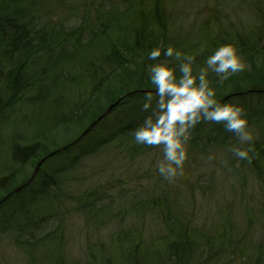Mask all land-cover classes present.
<instances>
[{
	"label": "trees",
	"instance_id": "1",
	"mask_svg": "<svg viewBox=\"0 0 264 264\" xmlns=\"http://www.w3.org/2000/svg\"><path fill=\"white\" fill-rule=\"evenodd\" d=\"M50 1L0 0V140L8 142L10 151L0 168V200L11 192L0 201V236L23 253L24 264H264V241L255 240L254 226L240 227L223 211L214 226L204 227L192 213L186 216L181 201L168 197L157 181L143 200L132 201L135 211L143 207L136 211V224L112 234L108 244L88 240L82 260L66 258L67 216L82 215L96 230L111 216L112 202L101 201L105 194L97 190L69 194L67 175L81 159L109 149L133 161L162 147L138 144L133 136L151 111L142 109L145 92H154L148 67L171 59L178 68L181 62L163 53L150 60L148 53L158 46L195 55L194 71L206 67V57L220 45L236 46L245 69L225 80L214 72L208 78L221 103L243 107L253 140L239 142L223 122L201 121L191 130L187 147L201 155L220 150L224 164L236 166V175L244 169L252 174L264 197V45L238 34L236 39H172L165 0H70L82 12L72 26L46 18L41 5ZM75 59L73 66L63 65ZM71 69H82L88 84L74 99L63 89L78 77ZM29 110L38 122L47 115L50 127L38 131L26 116ZM19 120L30 126V134L14 133ZM57 130L67 132L61 141L48 135ZM249 144L250 160L229 150ZM55 150L26 183L37 162ZM254 211L264 217V201ZM247 219L252 223V217Z\"/></svg>",
	"mask_w": 264,
	"mask_h": 264
},
{
	"label": "rangeland",
	"instance_id": "2",
	"mask_svg": "<svg viewBox=\"0 0 264 264\" xmlns=\"http://www.w3.org/2000/svg\"><path fill=\"white\" fill-rule=\"evenodd\" d=\"M71 1L74 4V0ZM71 1L52 0L49 3L42 2L41 7L50 21H66L68 26H72L80 22L82 12L74 10ZM246 1L245 3L243 0H165V14L170 17L167 20L169 37L236 39L238 34L243 39H260V43L264 45V0ZM76 63L77 59L72 60L71 64L65 61L63 65L69 67ZM71 71L73 76L78 75L75 83L64 86L60 82V87L63 85L68 96L74 99L76 92L82 91L88 84L82 69ZM35 113L29 110L26 116L39 128L38 131H45L50 127L52 120L46 118V115L38 122ZM58 114L60 112L53 116ZM31 132L30 126H25L24 122L19 120L14 133ZM66 133L57 130L48 135L56 141H61ZM6 144L8 142L0 140V168L9 160L10 151ZM187 150L188 156L183 172L172 180L163 178L156 170L157 162L163 158L162 147L157 154L136 158L133 161L115 149H109L100 156L81 159L76 169L67 175L69 181L66 191L71 195L96 190L105 194L101 201H112L111 216L94 230V222L87 221L82 215L70 213L66 218L65 227L66 258L70 261L82 260L88 240L108 244L112 234L136 224L138 219L136 211L141 212L143 207L135 208V211L132 201L143 200L150 194L151 185L156 181L160 190L165 189L168 197L173 201H181V205L187 211L186 216L192 213L191 217L195 216L198 224L210 228L217 223L224 211L227 213L225 219H234L236 225L254 226L255 240L264 241V217L260 218V214L254 211L264 201V197L260 185L252 174L249 171L243 172L246 170L244 169L236 175L237 171L234 169L236 166L230 167L227 162L224 164L222 160L224 154L218 149H209V152L203 155L192 154L188 147ZM209 156L214 158L208 159ZM29 170L31 171V168ZM126 210L129 214L122 216ZM103 212L105 215V210ZM249 216L252 217V223L248 222ZM147 225L146 220L148 231ZM0 264H24L23 253L4 235L0 236ZM216 264L226 263L218 261Z\"/></svg>",
	"mask_w": 264,
	"mask_h": 264
},
{
	"label": "clouds",
	"instance_id": "3",
	"mask_svg": "<svg viewBox=\"0 0 264 264\" xmlns=\"http://www.w3.org/2000/svg\"><path fill=\"white\" fill-rule=\"evenodd\" d=\"M162 53L166 58L181 62L178 68L171 59L148 67L154 92H145L142 109L151 111L134 130L133 136L138 144L162 146L163 158L157 162L156 170L163 178L172 180L183 172L191 130L201 121L223 122L226 130L234 133L241 142H250L253 136L248 130V118L243 107L221 103L216 88L210 86L208 78L209 72H214L221 80H225L245 69V62L236 46L231 43L220 45L206 57V67L195 71V55L171 45L153 48L148 58L155 61ZM229 150L241 160L251 159L250 144L248 147H231Z\"/></svg>",
	"mask_w": 264,
	"mask_h": 264
},
{
	"label": "water",
	"instance_id": "4",
	"mask_svg": "<svg viewBox=\"0 0 264 264\" xmlns=\"http://www.w3.org/2000/svg\"><path fill=\"white\" fill-rule=\"evenodd\" d=\"M113 105H114V103L110 104V105L107 107V109L101 114V116H103L104 114H106V113L110 110V108H111ZM101 116H100V117H101ZM100 117H98V119H99ZM98 119H97V120H98ZM93 124H94V122H93L92 124H90V125L84 130V131H82V133L79 135L78 138H80L84 133H86V132L91 128V126H92ZM64 147H65V146H64ZM64 147H63V148H64ZM60 149H61V148H60ZM58 150H59V149H58ZM56 151H57V150L52 151V152L46 154L45 156H43V157L37 162V165H36L35 168L33 169L32 173H31L30 177L28 178V180L26 181V183H28V182L34 177V175L36 174V172H37L38 168L40 167L41 163L43 162V160H44L45 158H47L48 156H51L52 154H54ZM26 183H25V184H26ZM25 184H24V185H25ZM21 186H22V185L18 186V187H17L16 189H14V190H18ZM9 194H11V192L8 193L5 197H3L0 201H3L7 196H9Z\"/></svg>",
	"mask_w": 264,
	"mask_h": 264
}]
</instances>
